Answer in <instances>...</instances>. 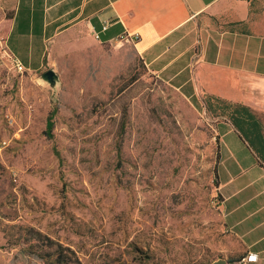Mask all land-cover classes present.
I'll return each mask as SVG.
<instances>
[{
	"label": "rangeland",
	"instance_id": "374dc122",
	"mask_svg": "<svg viewBox=\"0 0 264 264\" xmlns=\"http://www.w3.org/2000/svg\"><path fill=\"white\" fill-rule=\"evenodd\" d=\"M243 1L234 9L247 19L231 20V6L210 28L264 33V0ZM209 103L150 73L126 45L67 38L31 74L17 72L0 38V264H45L53 249L39 250L28 228L81 264H181L193 247L207 254L199 263L215 262L218 126L231 122ZM252 112L264 138V111Z\"/></svg>",
	"mask_w": 264,
	"mask_h": 264
},
{
	"label": "crops",
	"instance_id": "0c3cea01",
	"mask_svg": "<svg viewBox=\"0 0 264 264\" xmlns=\"http://www.w3.org/2000/svg\"><path fill=\"white\" fill-rule=\"evenodd\" d=\"M230 1L0 0V38L7 54L31 74L47 68L67 38L126 45L150 73L185 97H215L264 111V33L208 25L211 15L246 4ZM243 13L238 18L234 9L231 20L244 21L248 10ZM218 139L214 178L223 224L212 248L215 260L240 264L254 253L257 261L247 264H264V165L231 125L218 126ZM206 255L193 247L195 260L181 264L213 262L196 260ZM153 264L168 263L155 258Z\"/></svg>",
	"mask_w": 264,
	"mask_h": 264
},
{
	"label": "trees",
	"instance_id": "16d2710c",
	"mask_svg": "<svg viewBox=\"0 0 264 264\" xmlns=\"http://www.w3.org/2000/svg\"><path fill=\"white\" fill-rule=\"evenodd\" d=\"M205 99L209 108H211L209 102L214 100L217 102L219 109L230 111L229 119L237 136L243 143L247 144L259 162L264 165V138L261 133V123L253 114L251 108L241 104L226 103V101L215 97H206ZM46 127L47 132H50L52 128L50 119L47 120ZM26 232L30 234L31 241L37 243L36 247L39 250L53 249L51 254L41 256L45 264H81L75 252L70 248L54 242L49 237L31 228H28Z\"/></svg>",
	"mask_w": 264,
	"mask_h": 264
},
{
	"label": "built area",
	"instance_id": "2783aa9c",
	"mask_svg": "<svg viewBox=\"0 0 264 264\" xmlns=\"http://www.w3.org/2000/svg\"><path fill=\"white\" fill-rule=\"evenodd\" d=\"M105 29V27H104ZM14 62V66L17 70V72L19 73H22L24 72V69L22 67V65L20 63H18L17 61L13 60ZM257 261V255L254 254V253H248L245 258H243L241 261H240V264H247V263H251V262H256Z\"/></svg>",
	"mask_w": 264,
	"mask_h": 264
},
{
	"label": "water",
	"instance_id": "95a60500",
	"mask_svg": "<svg viewBox=\"0 0 264 264\" xmlns=\"http://www.w3.org/2000/svg\"><path fill=\"white\" fill-rule=\"evenodd\" d=\"M45 76H46L47 80H52L54 77V74L52 71L49 70L45 73ZM212 264H227V263H226V260H224V259H218L215 262H213Z\"/></svg>",
	"mask_w": 264,
	"mask_h": 264
}]
</instances>
